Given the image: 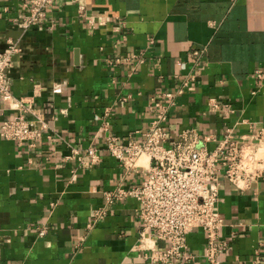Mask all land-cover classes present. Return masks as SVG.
Returning a JSON list of instances; mask_svg holds the SVG:
<instances>
[{
	"label": "crops",
	"instance_id": "crops-1",
	"mask_svg": "<svg viewBox=\"0 0 264 264\" xmlns=\"http://www.w3.org/2000/svg\"><path fill=\"white\" fill-rule=\"evenodd\" d=\"M25 1L0 0V51L18 39L9 93L41 111L49 129L34 147L0 138V264H161L137 248L133 198L92 223L104 191L143 178L100 146L143 131L150 98L162 92L175 94L171 137L184 128L216 140L226 128L264 129V0H64L20 34L13 18ZM195 48H204L198 60ZM14 114L0 102V121ZM91 145L98 161L71 178L75 163L63 157ZM217 211L226 242L218 264H264V179L246 190L221 181ZM186 243L189 264H206L204 232L190 231Z\"/></svg>",
	"mask_w": 264,
	"mask_h": 264
},
{
	"label": "built area",
	"instance_id": "built-area-1",
	"mask_svg": "<svg viewBox=\"0 0 264 264\" xmlns=\"http://www.w3.org/2000/svg\"><path fill=\"white\" fill-rule=\"evenodd\" d=\"M57 1L64 0L23 2L13 18L20 34L42 23L46 10ZM18 52L17 38L6 40L0 51V102L5 106L10 103L16 111L0 121V138L34 147L49 126L41 111L9 93L8 70ZM203 52L204 48H195L189 55L198 60ZM254 75L262 78L260 70H255ZM186 84L187 80L183 85ZM174 96L162 92L150 98L154 113L143 131H135L133 137L123 141L109 135L102 142L101 149L115 157L126 173L138 168L143 178L136 185L119 183L104 191L103 203L92 211V223L103 218L114 203L133 198L138 204L136 215L140 222L137 248L149 251L148 260L161 264L193 262L195 255L187 248L186 235L197 229L205 234L202 257L206 264H218L226 249V242L219 235L223 224L217 211L220 182L246 190L264 179V129L236 136L231 128H226L216 140L212 134L184 128L171 137L167 131V113ZM208 105L212 110L219 107L213 98L208 100ZM225 109L230 111L228 105ZM211 142L214 144L208 147ZM98 159V148L92 145L83 149L71 147L63 157L65 162L75 163V168L70 170L71 178L78 168L95 164ZM159 241L167 242V246L159 249Z\"/></svg>",
	"mask_w": 264,
	"mask_h": 264
}]
</instances>
